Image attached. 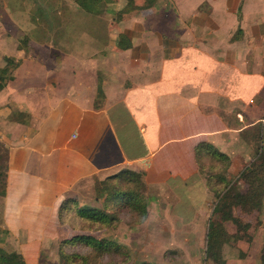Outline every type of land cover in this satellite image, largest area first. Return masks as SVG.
I'll return each instance as SVG.
<instances>
[{"label":"crops","instance_id":"obj_1","mask_svg":"<svg viewBox=\"0 0 264 264\" xmlns=\"http://www.w3.org/2000/svg\"><path fill=\"white\" fill-rule=\"evenodd\" d=\"M110 31L105 48L79 38L58 55L51 42L32 38L23 49L0 39V66L7 56L19 62L0 92L2 221L26 264L42 261L40 251L29 260L22 228L40 217L46 243L55 240L65 198L99 206L96 181L123 169L142 172L149 187L186 182L201 170V142L241 155L243 132L256 126L264 0H156ZM122 33L127 49L118 48Z\"/></svg>","mask_w":264,"mask_h":264},{"label":"rangeland","instance_id":"obj_2","mask_svg":"<svg viewBox=\"0 0 264 264\" xmlns=\"http://www.w3.org/2000/svg\"><path fill=\"white\" fill-rule=\"evenodd\" d=\"M38 5L46 10L41 18L45 23L40 26L34 23L32 17L34 14L39 16V12H35ZM161 6L158 5L159 8ZM110 7L117 8L113 5ZM213 11L214 8L211 9L212 13ZM163 15L161 10L157 16ZM108 17L101 19L99 26L93 22L97 17L85 16L73 0H0V39H12L11 47L15 43L20 46L27 32L35 40L41 38L57 48H63L65 42H75L79 38L93 41V50L105 48L112 38V20ZM49 27L52 31L48 30ZM64 28H67V35ZM260 54L263 52L258 54V94L254 109L258 119L254 129L243 132L242 154L234 157L228 155V161L203 155L200 172L186 182L180 178L173 182L170 179L165 183L166 187L160 184L161 187L144 188V196L149 203V214L144 222H138L135 216L125 215L116 227L92 232L97 237L114 240L128 249L129 260L117 264H264V197L257 210L248 212L236 207L235 215L244 222H249L250 226L239 231L234 223L225 224L216 231L218 238L223 240L217 259H208L206 253L208 233L216 221L213 210L218 192L224 190L226 183H230L228 188H231L232 195L242 193L247 189L243 180L238 181L242 170L259 157V161L264 163V57ZM0 156L1 163L6 167L5 145L0 147ZM212 176L213 179H210ZM222 176L229 182L223 181ZM168 183L174 190L168 188ZM87 193L82 192L80 197L86 196L83 199L89 200ZM98 200V207H103V199ZM2 209L3 198L0 197V228L4 226ZM33 220V229L22 228L29 234L27 242L23 244L30 251L29 260L36 258L40 251L42 264H61V241L78 231L61 225L59 237L46 243L47 237L42 235L41 229H37L42 224V219L34 217ZM18 223L13 222V225ZM53 223L52 220L51 224ZM47 232L49 233L48 229ZM237 233L239 235L234 237ZM14 241L9 238L8 233H0V245L6 250L16 251ZM81 250L86 252L88 249Z\"/></svg>","mask_w":264,"mask_h":264},{"label":"trees","instance_id":"obj_3","mask_svg":"<svg viewBox=\"0 0 264 264\" xmlns=\"http://www.w3.org/2000/svg\"><path fill=\"white\" fill-rule=\"evenodd\" d=\"M73 1L85 16L97 17L93 22L99 26L101 19H105V16H110L112 21L121 22L135 15L140 10L153 6L156 2V0H147L145 5H140L137 2L138 0H125V5L121 9L114 10L109 6L113 0ZM35 12H39V16L37 14L32 16L34 23L38 26L43 25L45 21H42L41 18L43 13H46V10L43 6L38 5ZM101 27L103 28L104 25ZM48 30L52 31L50 27ZM64 31L66 33L67 28H64ZM238 31L240 33L241 29ZM32 38L31 33H26L20 47L26 48ZM119 38L118 48L127 49L130 47V41L124 33L120 34ZM38 39L45 41L41 38ZM73 44V41H69L65 42L64 45L61 44L63 48L54 46L52 54L58 55L63 49L69 51V48L71 49V46H74ZM83 44L82 47L85 46ZM18 66L19 62L15 58L9 56L5 58V64L0 66V92L10 80L14 79L15 70ZM16 115L20 116V118L24 116L23 113H16L14 116ZM3 145L0 141V147H3ZM5 150L7 153V149ZM203 152L213 159L229 160V156L226 153L217 149L212 143L203 141L197 147L199 163L203 158ZM259 158L251 162L249 166H246L238 178V181L243 180L247 184L245 191L237 196L232 195L231 188H228L230 183H226L224 190L218 192V200L213 210V218L216 221L212 224V228H210L208 233L209 242L206 250L208 259H217L220 246L223 244L222 238H218L216 233L218 229L229 222L234 223L239 231L245 230V228L250 226L249 222H244L243 219L235 215L234 209L239 207L250 212L257 210L262 205L264 197V163L260 162ZM213 177L210 179H213ZM222 179L225 182H229L224 176H222ZM146 187L142 172L123 169L118 173L96 181L95 191L98 199H103V207L81 205L75 197L65 198L59 207V222L62 226L67 225L78 231V233L61 241L59 246L61 264H117L129 260V251L123 244L106 237H97L92 232L116 227L125 215L135 216L136 218H134L138 222H144L149 214L148 199L144 196V188ZM6 193L7 171L6 167L1 163L0 156V197L4 198ZM78 224L81 225L77 226ZM3 232L8 233V230L2 227L0 228V233ZM238 235L237 233L233 236ZM82 248L88 250L82 252ZM0 264H26V261L17 251L10 252L0 246Z\"/></svg>","mask_w":264,"mask_h":264}]
</instances>
